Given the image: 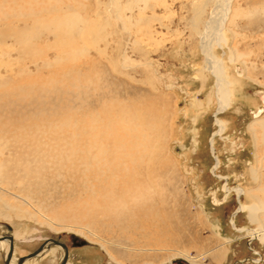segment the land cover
Wrapping results in <instances>:
<instances>
[{"label":"rangeland","instance_id":"374dc122","mask_svg":"<svg viewBox=\"0 0 264 264\" xmlns=\"http://www.w3.org/2000/svg\"><path fill=\"white\" fill-rule=\"evenodd\" d=\"M56 14L73 25L59 39L49 31ZM216 20L225 43L214 41L210 62L201 44H211ZM136 110L151 139L138 163L145 194L114 187L107 197L101 183L92 193L78 176L0 184L12 264L49 240L66 245L67 264H264V242L251 240L259 223L243 210L235 219L243 231L230 225L239 204H261L264 220V132L249 130L264 121V0H0V143L39 123L100 128ZM216 119L224 131L211 145ZM224 184L249 193L227 195ZM7 251L0 242V264ZM63 253L51 245L24 264H59Z\"/></svg>","mask_w":264,"mask_h":264},{"label":"bare ground","instance_id":"6f19581e","mask_svg":"<svg viewBox=\"0 0 264 264\" xmlns=\"http://www.w3.org/2000/svg\"><path fill=\"white\" fill-rule=\"evenodd\" d=\"M227 9L228 5L225 8V12ZM69 18L68 15L56 14V16H54L52 20L55 22V25L53 26V29L49 31L54 35L55 39H59L62 35H66V33L72 29L73 25H68ZM40 20L45 19L44 17L38 18L35 22ZM216 21H218V23L211 33L213 36L211 44L206 42H202L201 44L203 53L206 56L209 55L211 57L209 60L210 62L214 59L211 55V46L214 41L219 40L218 43L225 41L221 30V24L219 20ZM58 43L60 44L62 41H59ZM23 50L24 52H27L29 50V45H24ZM239 57L240 56L236 54L234 60H238ZM214 69L215 71L213 74L218 76L220 80L221 78L224 79V69L221 64L219 65L220 71L218 70L217 65ZM220 92L222 96H224V91L221 90ZM220 98L221 97H219V99ZM229 105L230 103H228V105L222 104L217 110L216 115L226 110ZM127 117V122L121 121L120 123L114 120L111 123L107 122L105 126L100 125V128L91 122H87L86 119L74 123L70 118H65L62 119V122H59L60 124H58L59 126L57 127H52V123L50 125L51 127L43 128V126H39L41 125L39 123V125L33 126L32 128H21V131L19 130L18 132L13 131L14 133H9V136L6 139H2V142L0 143V184L10 188L17 184L20 185L24 182L27 184L28 182L31 183V181H33L34 186L37 187L42 184L46 178H49V175L51 178H72L78 176L87 178V183H89L87 189L92 193H101V183L103 188L102 192H106L105 195L107 197L112 193L114 187H118L117 189L120 190L123 197L129 195L138 197L143 193L141 189H148L150 186L148 183L146 184L141 180L142 177H137V175L139 174L138 163L140 162V156L144 154L146 149V145H143V143L147 141L148 144L151 139L149 140V137L143 134L144 132L141 133L142 127L145 128L148 124L147 121H143L141 113L137 110L133 114L128 112ZM215 124L217 125V130L212 135L211 145L214 143V137L219 136L224 131L223 123L219 119L215 120ZM256 126H259L264 132V121L256 119L253 124L249 125V130L252 132L253 136H255ZM105 127L107 129L106 131L104 130ZM4 151L8 153L7 157H4ZM214 161V170H216L219 167V162L215 157ZM79 165L81 167H79ZM252 172L254 175L255 171ZM80 180L82 182L84 181L82 178H80ZM94 181H96V184L90 185V183ZM24 189L25 194L31 192L28 187ZM224 190L227 195L234 191L238 198L245 193H249L241 189H229L227 184H224ZM122 199L124 200V198ZM122 199H119L118 201L114 200L115 202L113 201V206L116 208L118 207V204H123L126 199L124 201ZM260 209L261 204H254L248 207L239 204L237 212L246 210L250 221L259 223L260 231H253L254 235L251 236V240L259 236V239L264 242V220L260 218ZM235 230L237 232L242 231V229H237L236 227ZM2 244L3 242H1V245ZM50 246L51 243L48 242L39 256L42 253L46 255L48 250H50ZM12 263L11 258L10 264Z\"/></svg>","mask_w":264,"mask_h":264},{"label":"water","instance_id":"95a60500","mask_svg":"<svg viewBox=\"0 0 264 264\" xmlns=\"http://www.w3.org/2000/svg\"><path fill=\"white\" fill-rule=\"evenodd\" d=\"M238 74H239V72H238ZM261 112H262V109L259 108V111L254 115V117H257ZM12 239L13 238L9 235L0 236V242L8 241V251H7L5 258H4V264H10V260L12 258L13 252H14V246H13V242H12L13 240ZM48 242L51 243V245L60 247L64 251L63 257H62L59 264H67L68 249L64 243L56 241V240H49L46 243L42 244L34 252H32L26 256L18 258L16 264H24V262H26L27 260H30V259H33V258L39 256V254L44 250V248Z\"/></svg>","mask_w":264,"mask_h":264},{"label":"flooded vegetation","instance_id":"af4514ba","mask_svg":"<svg viewBox=\"0 0 264 264\" xmlns=\"http://www.w3.org/2000/svg\"><path fill=\"white\" fill-rule=\"evenodd\" d=\"M238 209V208H237ZM238 213H240V212H237V210L235 211V212H233L232 213V215H231V217L232 218H230L231 220H230V225L232 226V229L234 230V231H236L235 230V227L237 228V226H236V217H237V214ZM233 219V220H232ZM238 228H243V227H238ZM242 231H243V229H242ZM241 231V232H242ZM237 232V231H236ZM240 233V232H239ZM250 233H251V231H250ZM249 250L251 251V252H253V253H255V254H257L258 255V257H260V255H259V253L256 251V250H254V249H252V247L251 248H249ZM252 263H255V264H257V263H259V262H263V260L262 259H251L250 260Z\"/></svg>","mask_w":264,"mask_h":264},{"label":"crops","instance_id":"0c3cea01","mask_svg":"<svg viewBox=\"0 0 264 264\" xmlns=\"http://www.w3.org/2000/svg\"><path fill=\"white\" fill-rule=\"evenodd\" d=\"M241 263H243V261H241ZM245 264V263H244ZM247 264H249L248 262H247Z\"/></svg>","mask_w":264,"mask_h":264}]
</instances>
